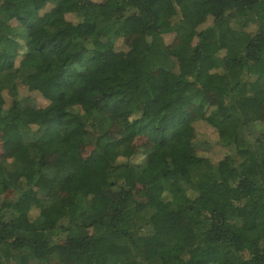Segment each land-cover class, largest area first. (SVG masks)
<instances>
[{"label":"trees","instance_id":"trees-1","mask_svg":"<svg viewBox=\"0 0 264 264\" xmlns=\"http://www.w3.org/2000/svg\"><path fill=\"white\" fill-rule=\"evenodd\" d=\"M12 259L264 264V0H0Z\"/></svg>","mask_w":264,"mask_h":264},{"label":"rangeland","instance_id":"rangeland-1","mask_svg":"<svg viewBox=\"0 0 264 264\" xmlns=\"http://www.w3.org/2000/svg\"><path fill=\"white\" fill-rule=\"evenodd\" d=\"M96 1L99 2L103 0H96ZM48 8L43 10V12H45ZM169 40H170V37H166V41H169ZM118 45L122 46L120 41ZM27 96L29 95L26 89L23 86L19 85L16 98L22 99ZM29 97H32L31 99L33 100L24 99L22 101L23 105H28L34 108H42L47 105V102L44 99H42L39 95H34V96H29ZM195 146H196V149L199 155L208 157L213 163L218 162L226 154L229 153L228 149L224 148L219 143L218 137L214 133V131L209 126H207L205 123L196 124ZM36 214L37 212L32 211L30 213L31 218L36 217ZM10 264H20V261L19 259H15V260L12 259ZM30 264H39V262L35 260H30Z\"/></svg>","mask_w":264,"mask_h":264}]
</instances>
